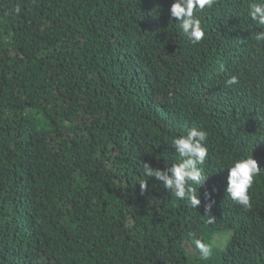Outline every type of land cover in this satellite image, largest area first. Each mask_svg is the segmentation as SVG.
<instances>
[{
  "label": "trees",
  "instance_id": "1",
  "mask_svg": "<svg viewBox=\"0 0 264 264\" xmlns=\"http://www.w3.org/2000/svg\"><path fill=\"white\" fill-rule=\"evenodd\" d=\"M173 2L0 0V264H264V29L250 0H216L192 44ZM194 126L196 209L143 174ZM250 155L245 211L227 167Z\"/></svg>",
  "mask_w": 264,
  "mask_h": 264
},
{
  "label": "clouds",
  "instance_id": "2",
  "mask_svg": "<svg viewBox=\"0 0 264 264\" xmlns=\"http://www.w3.org/2000/svg\"><path fill=\"white\" fill-rule=\"evenodd\" d=\"M216 0H174L170 7L171 17L179 21V28L189 38L192 44L202 41L205 31L201 25V19L195 15L197 11L212 8ZM248 16L255 25L264 29V0H250L248 3ZM254 39L264 42V30L256 31ZM239 83L237 75H232L226 80L227 85ZM208 137L207 131L199 127H191L185 134L172 139L171 144L178 154L176 163L163 170L153 168L148 163H143V174L148 178H155L162 182L177 199H187L190 205L196 209L200 205L198 189L194 185H200L206 178L202 165L208 157V147L205 143ZM228 182L226 194L245 211L252 207L249 190L252 188L254 179L259 176L262 169L256 159L250 156H241L229 164ZM146 180L140 182L141 188L147 187ZM210 196V193H205ZM212 202L206 205L210 210ZM207 223L215 222V217L207 215ZM195 248L198 249L200 257L207 260L212 255L213 244L202 239H195Z\"/></svg>",
  "mask_w": 264,
  "mask_h": 264
}]
</instances>
